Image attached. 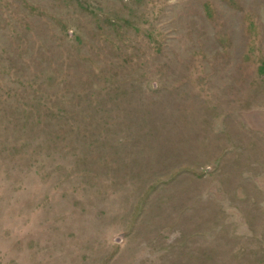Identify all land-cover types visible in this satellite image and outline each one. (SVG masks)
<instances>
[{
	"label": "rangeland",
	"instance_id": "rangeland-1",
	"mask_svg": "<svg viewBox=\"0 0 264 264\" xmlns=\"http://www.w3.org/2000/svg\"><path fill=\"white\" fill-rule=\"evenodd\" d=\"M0 264H264V0H0Z\"/></svg>",
	"mask_w": 264,
	"mask_h": 264
}]
</instances>
